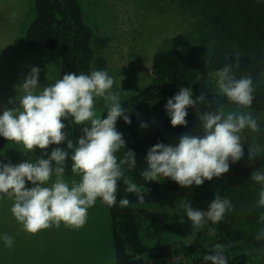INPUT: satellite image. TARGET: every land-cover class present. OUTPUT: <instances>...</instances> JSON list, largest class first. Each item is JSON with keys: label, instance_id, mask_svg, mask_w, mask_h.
<instances>
[{"label": "clouds", "instance_id": "9594fccd", "mask_svg": "<svg viewBox=\"0 0 264 264\" xmlns=\"http://www.w3.org/2000/svg\"><path fill=\"white\" fill-rule=\"evenodd\" d=\"M206 66L208 61L206 60ZM239 67V56L234 64L209 73L215 78L219 97L237 105L239 109L251 108L256 88L250 76L237 77L234 69ZM39 67H31L19 85L18 96L10 98L0 111V137L17 145L24 153L39 148L40 158L26 160L18 165L0 161V200H11L13 217L25 232L37 234L61 223L71 229L82 228L88 218V210L99 199L109 207H127V198L117 199L118 185L122 181L125 191L135 194L139 204H144L145 195L137 183L126 174L137 167L136 153L126 149L123 134L117 131L119 119L131 124L129 110L121 103L119 92H114L115 78L106 70L93 69L88 73H66L55 83L41 87ZM123 79V77H122ZM205 87L208 85L205 83ZM213 99H216L214 96ZM103 100L107 109L106 118L96 115L97 103ZM208 101L201 93L193 98V89L181 87L165 104V111L173 127H187L188 108H195L199 120L198 134L183 135L178 143L158 142L144 157L146 167L140 173L145 181L171 179L183 189L202 186L205 181L220 179L244 157L245 131L258 133L260 124L251 112H225L219 102L215 108L201 111L200 105ZM81 126L82 135L74 143L68 139L66 125ZM146 128V124H141ZM67 144V149L50 145ZM248 157L253 160L264 152L258 144H248ZM124 149L122 157L117 153ZM70 150V152H69ZM47 157V158H43ZM71 160V172L80 180L65 179L67 161ZM54 162V163H53ZM55 180H52V177ZM251 181L260 186L255 208L264 209V171L256 170ZM30 182L33 187L28 188ZM184 215L180 222H190L195 230L215 231L210 224H219L235 207L231 199L216 194L207 210L193 207L185 200L180 205ZM261 227L255 239L264 242V212L259 216ZM0 241L12 248L14 238L0 233ZM229 247L231 245H228ZM207 247V245H205ZM258 253H264V246ZM202 257L203 264H228L225 245L216 243Z\"/></svg>", "mask_w": 264, "mask_h": 264}, {"label": "rangeland", "instance_id": "374dc122", "mask_svg": "<svg viewBox=\"0 0 264 264\" xmlns=\"http://www.w3.org/2000/svg\"><path fill=\"white\" fill-rule=\"evenodd\" d=\"M264 1V0H257ZM86 24L93 29L95 37L107 40L105 48L97 49V57L106 62V70L115 78L113 91L119 92L121 103L137 95L151 82L150 64L153 55L172 47L185 52L186 62L201 74L212 52L221 47L219 25L217 21L225 20L229 14L221 13L217 5L231 7L230 0H79ZM225 16V17H224ZM34 19V0H0V111L8 104L10 98L18 96L19 85L27 76L31 67H39L40 86H47L59 79V50L48 52L25 44L27 29ZM181 40L184 45H181ZM123 77V79H122ZM18 88V90H17ZM216 92L215 78L210 86ZM107 109L104 101L96 106L97 117L102 118ZM144 122L167 115L165 105L153 104L143 110ZM225 112H251L260 124V131L243 134L248 144H258L264 148V115L252 111L229 108ZM117 131L123 134L127 144L133 139L132 130L119 119ZM67 126L68 139L75 143L72 125L63 120ZM247 143L245 145L247 146ZM55 147L67 149V144L50 145V154ZM248 147V146H247ZM44 150L39 148L24 153L17 145L8 143L0 151V161L5 164L18 165L26 160L40 158ZM70 152V150H69ZM124 149L117 153L123 156ZM47 158V157H43ZM253 162L254 170L264 171V152L253 160L241 159L230 166L228 173L246 162ZM54 163V162H53ZM71 160L67 161L65 179L69 182L80 180L71 172ZM252 172V173H253ZM251 173V175H252ZM247 178L244 187L238 191L226 189L218 180L205 181L216 194L231 199L235 210V229L255 238L261 227L259 216L264 209L255 208L260 186ZM55 180V177H52ZM26 187L31 188L30 182ZM12 201L0 200V233L14 238L12 248H7L0 241V264H115L112 241L111 219L107 209L97 200L88 210L86 224L76 230L61 223L41 230L33 235L23 230L17 223L10 209ZM178 203L175 207H158L145 205L137 208L157 214L162 221L161 231L157 232L149 222L139 217L138 223L143 243L148 247L165 246L186 242L184 223L180 222L183 209ZM215 235H209L200 253L208 252L213 245H225V250L232 256L247 254L250 264H264V253H258L253 244L225 243L216 227ZM207 245V247H205ZM172 264H191L187 255L182 254L171 259Z\"/></svg>", "mask_w": 264, "mask_h": 264}, {"label": "trees", "instance_id": "16d2710c", "mask_svg": "<svg viewBox=\"0 0 264 264\" xmlns=\"http://www.w3.org/2000/svg\"><path fill=\"white\" fill-rule=\"evenodd\" d=\"M230 1L231 7L222 4L216 6L221 7L222 14H226V10L229 14L224 16L225 20L217 21L222 45L212 52L208 66L201 74L186 62L185 52L181 48L160 50L151 60V82L137 95L122 102V105L129 110L128 115L132 123L126 124L133 133V139L125 150H133L137 159L136 169L126 174L141 188L145 202L139 204L135 194L125 191L126 185L122 181L118 185L117 199L119 201L127 198L130 201L127 207H120L119 203L109 207L98 199L110 215L115 264H172L171 259L182 254L188 256L191 264H203V255L211 254L209 251L203 253L199 251L209 237L208 230L198 231L191 228L186 217L184 222L186 242L158 247H148L143 243L139 217L149 222L157 232L161 231L162 221L157 214L145 209L137 210L138 207L145 205L175 207L178 203L188 200L193 207L207 210L216 192L206 182L199 187L183 189L171 179L161 178L160 181L148 182L140 175L146 167L144 157L152 146L158 142L175 144L183 135L199 133L200 120L195 108H188L187 127H173L168 115L156 118L147 124L139 118L143 117L142 110L146 106L165 105L181 87L189 86L193 89V98L204 93L208 99L205 104L200 105L201 111L209 110L207 104L215 108L218 102L223 105V110L239 109L237 105L219 97L217 92L211 91L210 86L214 77L209 74L226 64H234L237 56H239V67L234 69L237 77L250 76L256 88L252 107L242 110L264 115V1ZM107 43L103 38L96 39L95 32L86 24L79 0H34V19L27 29L25 44L48 52L59 50V79L66 73L80 74L88 73L93 69L104 70L106 62L103 58L97 57V49L105 48ZM183 43L184 41L181 40V45H184ZM205 83L208 87H205ZM214 96L216 99H213ZM106 116L107 112L102 118ZM119 122L118 120L117 124ZM141 124H146L147 127L142 128ZM80 127L72 125L75 142L82 135ZM8 143L11 142L0 137V151ZM244 153L243 159H248L246 145H244ZM253 170V162L248 161L239 165L233 173H226L222 178L214 179L226 189L238 191L245 186ZM234 225L235 214L230 212L225 220L209 226L217 228L227 245L248 242L257 250L264 246V242H257L255 238L236 230ZM226 250L228 264H250L247 254L232 256Z\"/></svg>", "mask_w": 264, "mask_h": 264}]
</instances>
